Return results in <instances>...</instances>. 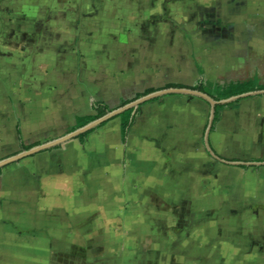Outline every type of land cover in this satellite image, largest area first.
Listing matches in <instances>:
<instances>
[{"label":"crops","instance_id":"obj_1","mask_svg":"<svg viewBox=\"0 0 264 264\" xmlns=\"http://www.w3.org/2000/svg\"><path fill=\"white\" fill-rule=\"evenodd\" d=\"M14 16L27 62L0 68L12 90L27 73V107L2 124L0 160L28 150L19 128L45 143L93 100L117 108L202 80L261 88L208 137L210 104L172 93L137 108L126 144L115 117L1 168L0 264H264V0H0V35Z\"/></svg>","mask_w":264,"mask_h":264},{"label":"trees","instance_id":"obj_2","mask_svg":"<svg viewBox=\"0 0 264 264\" xmlns=\"http://www.w3.org/2000/svg\"><path fill=\"white\" fill-rule=\"evenodd\" d=\"M173 87L182 88L183 86H173ZM189 88L190 89H194V90L202 91V92L210 95L215 100L221 101V100L233 97V96H238V95H241V94H244V93L255 91V90H257L258 88H261V87L254 80L245 81V82H231V83L224 84V85L212 84V83H209V82H207L205 80H202L198 84H196L195 86L189 87ZM153 91H155V90L154 89H149V90H146L143 93H138L136 95L135 99H137L139 97H142V96H144L146 94H149V93H151ZM157 99H160V98H157ZM241 99H242V97H240V98H238V99H236V100H234L232 102H229V103H226V104H218L216 106L215 117H214V121H213V124H212V129H211L212 131L215 129L218 121L220 120V112H221L222 108L225 107L226 105L238 104L241 101ZM132 101L133 100L122 99L120 101L119 107L123 106V105H125L127 103H130ZM92 109L95 111V114L77 117L76 118V124L71 128L70 131H74V130H76V129L88 124L89 122H91V121H93V120H95V119L107 114L109 111H111L112 109H115V108L110 107L107 103H105L103 101L93 100L92 101ZM137 111H138L137 109H129V110L121 113L119 116H117L121 120V136H122V142L124 144H126L127 137H128L130 128H131V126L133 124V121H134V118L136 116ZM107 123H108V121L103 123V124H101V125H99L98 127L94 128V129L84 133V134H81L78 137L80 143H82V144L85 143L91 133H93L97 129L103 127ZM18 134H19L20 145L24 149H29V148H31V147H33L35 145L40 144V142H36L35 144L26 145L24 140H23L22 132H21L20 128L18 129ZM1 175H2V169L0 168V176Z\"/></svg>","mask_w":264,"mask_h":264},{"label":"rangeland","instance_id":"obj_3","mask_svg":"<svg viewBox=\"0 0 264 264\" xmlns=\"http://www.w3.org/2000/svg\"><path fill=\"white\" fill-rule=\"evenodd\" d=\"M13 9H12V12L15 14L24 15V16H26L27 14L26 9L24 8L19 9V10H15V9L13 10ZM14 17L17 23H15V28L13 30L16 29V32H11L9 34H4V35L1 33L0 35V60L4 63L15 61V62L24 64L27 62V57H28L27 50H26L27 49L26 35L22 31L23 28L25 27L24 26L25 24H22V22H20L21 20L20 18L16 16ZM26 75L27 73L25 72L23 74L24 79ZM8 76H9V71L6 73L5 70H2L0 68V131L2 129V124H5L6 122L7 124H10L11 120L13 119V116L16 113L19 112V114L22 117H26L24 113L26 112L27 103L25 101L17 103L16 98L18 96L17 95L18 93L20 95H23L24 93H26L27 86H25V84L24 85L22 84L21 80H23V78L18 77V79H16V82H18L17 84L19 86L17 88L15 87V89L12 90V87L10 86L9 82H7V85H5L6 81L5 82L3 81L6 79H9ZM24 99L25 98H23V100ZM66 133L67 132H63V133L55 132V133L50 134L48 132L47 133L45 132V134L42 135L40 138L42 142H46L54 138L60 137ZM6 152H7V149L4 150L2 153L5 154ZM2 153L0 151V155H2ZM119 240L121 241V238ZM120 251H123L122 248ZM138 251H139L138 246H133L130 248L129 254L137 258ZM149 259H148L147 264H151Z\"/></svg>","mask_w":264,"mask_h":264},{"label":"water","instance_id":"obj_4","mask_svg":"<svg viewBox=\"0 0 264 264\" xmlns=\"http://www.w3.org/2000/svg\"><path fill=\"white\" fill-rule=\"evenodd\" d=\"M172 93H183V94H187V95H191V96H197V97H200L202 99H204L205 101H207L210 106H211V115H210V122H209V125H208V129H207V137L210 133V130L212 128V124H213V121H214V117H215V110H216V106L218 104H226V103H229V102H232L240 97H244V96H248V95H251V94H255V93H258V91H254V92H248V93H244V94H241V95H238V96H233V97H230L228 99H224V100H221V101H217L215 100L214 98H212L210 95L202 92V91H199V90H194V89H190V88H168V89H163V90H158V91H155V92H151L149 94H146L142 97H139L137 98L136 100L130 102V103H127L123 106H120L118 108H115V109H112L111 111H109L107 114L89 122L88 124L74 130V131H71V132H68L67 134L61 136V137H58V138H55L53 140H50L48 142H45V143H42L40 145H37V146H34L28 150H24L14 156H11V157H8V158H5V159H2L0 160V168H3L5 166H7L8 164L12 163V162H15V161H18L20 159H23L25 157H28V156H32L34 154H37L41 151H45V150H49V149H53V148H56L57 146H60L66 142H68L69 140L71 139H75L77 137H79L81 134H84L96 127H98L99 125L119 116L121 113L129 110V109H137L140 105L144 104L145 102L147 101H150L152 99H155L157 97H161V96H165V95H168V94H172Z\"/></svg>","mask_w":264,"mask_h":264}]
</instances>
